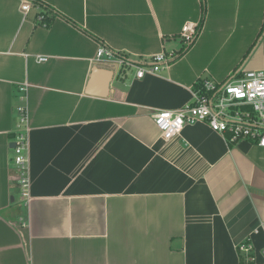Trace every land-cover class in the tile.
I'll list each match as a JSON object with an SVG mask.
<instances>
[{
    "label": "crops",
    "instance_id": "1",
    "mask_svg": "<svg viewBox=\"0 0 264 264\" xmlns=\"http://www.w3.org/2000/svg\"><path fill=\"white\" fill-rule=\"evenodd\" d=\"M38 1L64 18L45 28L30 1L0 0V264H246L243 242L261 264L264 148L205 123L166 142L152 116L190 105L201 80L264 71V0H204L192 46L140 79L121 61L180 51L201 0Z\"/></svg>",
    "mask_w": 264,
    "mask_h": 264
},
{
    "label": "built area",
    "instance_id": "2",
    "mask_svg": "<svg viewBox=\"0 0 264 264\" xmlns=\"http://www.w3.org/2000/svg\"><path fill=\"white\" fill-rule=\"evenodd\" d=\"M196 32L193 26H184L180 32L183 45H187ZM112 57V54L99 49L96 59ZM174 53L158 54L152 58L149 66H136L121 61L127 67L135 68V77L140 79L146 74H156L164 69ZM46 58H38L45 62ZM24 91V88H22ZM24 99V96L22 97ZM243 108H246L245 110ZM20 129L16 132L13 147V164L17 171L22 199L28 198L29 182L26 175L28 165V139L26 128V108L16 107ZM153 124L164 141L178 136L187 125L205 123L213 131L220 134L228 143L248 140L264 148V71H248L238 79H229L223 83L202 80V86L193 94L190 105L177 111H158L152 116ZM238 254H244L247 263L254 262L253 247L243 242L237 247ZM264 264V248L261 250Z\"/></svg>",
    "mask_w": 264,
    "mask_h": 264
},
{
    "label": "trees",
    "instance_id": "3",
    "mask_svg": "<svg viewBox=\"0 0 264 264\" xmlns=\"http://www.w3.org/2000/svg\"><path fill=\"white\" fill-rule=\"evenodd\" d=\"M30 1L34 7L38 8L39 11L35 14V20L36 22L47 28L52 19L51 18H54V17H59V18H64L61 14H59L58 12H56L53 8L47 6L46 4L38 1V0H28ZM205 1L204 0H201V10H202V14H201V19H200V22L198 24V26L196 27V32L193 36V39L185 46H183V48L178 51L177 53H175V58L174 59H177V57L181 56L185 51H187L191 46L192 44L194 43V41L196 40V38L198 37V34L200 32V29H201V25H202V22H203V19H204V15H205ZM229 79L225 80L224 82L228 81ZM202 80L200 81V86H199V89L201 88L202 86ZM240 258H242V263H246V264H252V263H247L246 260H245V255L244 254H239ZM243 258H244V261H243Z\"/></svg>",
    "mask_w": 264,
    "mask_h": 264
},
{
    "label": "water",
    "instance_id": "4",
    "mask_svg": "<svg viewBox=\"0 0 264 264\" xmlns=\"http://www.w3.org/2000/svg\"><path fill=\"white\" fill-rule=\"evenodd\" d=\"M11 146H12V147H14V143H13V144H11Z\"/></svg>",
    "mask_w": 264,
    "mask_h": 264
}]
</instances>
